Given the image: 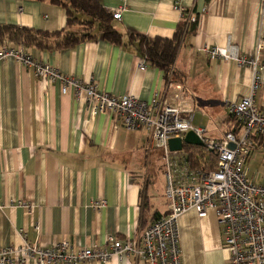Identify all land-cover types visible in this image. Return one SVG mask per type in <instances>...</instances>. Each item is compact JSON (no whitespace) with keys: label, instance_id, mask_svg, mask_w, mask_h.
<instances>
[{"label":"crops","instance_id":"1","mask_svg":"<svg viewBox=\"0 0 264 264\" xmlns=\"http://www.w3.org/2000/svg\"><path fill=\"white\" fill-rule=\"evenodd\" d=\"M99 1L111 14L124 3ZM125 5L121 20L113 21L124 36L121 44L95 38L62 50L12 41L4 46H23L37 61L105 92L148 102L156 94L170 99L164 71L129 37L171 39L184 15L195 13L196 30L185 35L174 68L186 105L195 111L194 124L221 138L233 123L230 105L252 94L253 71L210 59L202 49L233 43L254 56L261 45L264 61V0H126ZM66 22V10L47 0H0L2 26L54 32ZM260 76L254 102L264 111V70ZM256 143L246 175L264 184V139ZM159 173L164 177L162 152L146 129L129 130L113 114H92L72 91L63 94L61 79L47 84L13 57L0 62V247L24 240L50 247L67 239L78 249L102 246L110 234L134 237L156 214L168 212L165 191L160 194L156 186ZM100 199L107 205L93 208L92 201ZM178 226L181 264H229L230 249L213 209L204 217L189 210ZM112 264L148 263L130 255Z\"/></svg>","mask_w":264,"mask_h":264},{"label":"built area","instance_id":"2","mask_svg":"<svg viewBox=\"0 0 264 264\" xmlns=\"http://www.w3.org/2000/svg\"><path fill=\"white\" fill-rule=\"evenodd\" d=\"M113 10L114 20H121L126 0ZM195 13L184 15L183 23H196ZM261 45L254 56L242 53L239 46L204 47L210 59L234 61L253 71V91L250 96L230 105V114L238 130H228L221 138L205 137V129L194 124L195 111L186 105L184 90L177 81H167L166 90L171 98L156 94L151 101H143L126 93L116 95L102 91L94 83L62 75L56 68L39 62L23 46L0 47V62L13 57L18 63L34 70L37 77L49 84L62 80V92H73L84 100L92 114H113L129 130L146 129L154 146L162 152L165 177V198L168 212L155 219L134 237L119 238L108 235L105 244L74 248L67 240L42 247L24 240L22 245L0 247V264H92L101 261L112 264L130 255L148 264H181L179 218L189 210L200 217L213 209L222 227L224 244L230 249L229 264H264V184L250 181L246 162L257 138L264 139V111L254 102V94L262 85L260 72L264 61ZM146 63L140 64L144 69ZM189 131L197 133L206 149L216 155L213 163L193 165L185 145L180 151H171L169 140L183 138ZM234 147H231V145ZM105 199L93 200L92 207L104 208Z\"/></svg>","mask_w":264,"mask_h":264},{"label":"trees","instance_id":"3","mask_svg":"<svg viewBox=\"0 0 264 264\" xmlns=\"http://www.w3.org/2000/svg\"><path fill=\"white\" fill-rule=\"evenodd\" d=\"M66 10V28L49 32L26 27L0 25V47L8 41L21 44L24 47L34 46L40 50H62L73 48L87 40L102 38L114 44H121L124 36L114 26V18L99 0H47ZM196 24L182 23L176 30L173 38L151 39L142 34L131 33L130 41L137 42L145 59L156 65L165 73L167 81L170 79L179 82V76L174 68L178 49L187 33L194 32ZM234 119L229 130H238ZM185 152L193 165H199L209 160L215 163L216 155L205 146L185 145ZM214 159V160H213ZM159 213L156 218L161 217Z\"/></svg>","mask_w":264,"mask_h":264},{"label":"water","instance_id":"4","mask_svg":"<svg viewBox=\"0 0 264 264\" xmlns=\"http://www.w3.org/2000/svg\"><path fill=\"white\" fill-rule=\"evenodd\" d=\"M184 145L204 146L203 139L194 131H189L183 138L176 137L169 140L171 151H180ZM231 147H234L232 144Z\"/></svg>","mask_w":264,"mask_h":264},{"label":"rangeland","instance_id":"5","mask_svg":"<svg viewBox=\"0 0 264 264\" xmlns=\"http://www.w3.org/2000/svg\"><path fill=\"white\" fill-rule=\"evenodd\" d=\"M208 130H209V133L204 134V136L209 137V138H214L216 134H214V132H211L210 128H208ZM217 133H218V135L221 134V132L218 130H217ZM156 182H157V184H156L157 189L160 192V194H162L165 191V180H164V177L161 173H159V176L157 177Z\"/></svg>","mask_w":264,"mask_h":264}]
</instances>
